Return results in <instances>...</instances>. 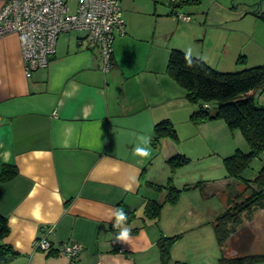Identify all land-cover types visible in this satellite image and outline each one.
I'll use <instances>...</instances> for the list:
<instances>
[{
  "label": "crops",
  "instance_id": "1",
  "mask_svg": "<svg viewBox=\"0 0 264 264\" xmlns=\"http://www.w3.org/2000/svg\"><path fill=\"white\" fill-rule=\"evenodd\" d=\"M140 1L119 0L126 32L115 36L108 71L84 31L61 34L49 65L30 78L18 35L0 37V174L6 165L17 170L13 178L0 179V214L10 228L0 245L18 253L7 264H160L159 238L182 232L187 221L179 219L181 202L166 204L158 219L141 213L148 200L164 201L166 191L157 192L150 183H162L157 170L167 175V159L184 148L180 139L168 137L153 145L156 124L169 119L174 127L183 122L189 128L198 109L167 72L170 50L179 48L220 71L262 65L264 26L249 35L236 22L251 12L244 7L243 14L215 24L214 32L207 25L182 24L187 20L176 16L172 1L164 13L157 4L167 0H154L149 9L140 8ZM159 23L168 29L159 31ZM182 28L200 30L192 38H173ZM240 55L245 61L238 63ZM223 124L206 121L192 132L223 129ZM137 147L147 148L150 156L136 155ZM192 184L184 180L177 187ZM193 190L184 191L183 203L192 202L194 195L187 193ZM118 209L127 215L119 227ZM122 228L130 230L126 242L117 240ZM41 236L54 244L51 252L34 248ZM61 242H79L83 250L71 259L58 253ZM191 244L192 254L208 248ZM180 254L174 245L172 261L190 264Z\"/></svg>",
  "mask_w": 264,
  "mask_h": 264
},
{
  "label": "trees",
  "instance_id": "2",
  "mask_svg": "<svg viewBox=\"0 0 264 264\" xmlns=\"http://www.w3.org/2000/svg\"><path fill=\"white\" fill-rule=\"evenodd\" d=\"M200 2L201 0H180L178 3L171 2V4L175 10L186 3ZM251 13L264 20V11L258 9ZM244 61L245 56L240 55L238 63ZM167 72L186 90L188 101L198 105V109L190 115L191 122L201 124L221 119L229 129H240L250 146L248 151L238 148L233 154L223 159L228 181L226 186H229V181L238 179L244 184V188L239 192L236 191L233 196L230 195V190L226 191L225 207L214 218L213 228L220 248L218 264H246L249 261L264 258V254L248 253L250 243L254 239L253 232L237 229L243 222V213L264 208V158L254 178H246L242 174L252 161L264 152V105L257 103L255 99V93L258 90H264V64L236 71H220L200 57L190 55L179 48H172L169 53ZM166 137L175 143L179 141L177 131L169 119L156 124L153 145L158 147L161 139ZM188 160V157L182 153L167 159L171 173L167 184L163 186L150 183L158 190H165L166 197L164 201L148 200L146 202L144 212L147 217L158 219L162 207L166 203H177L184 190L201 188L200 182L179 188L171 181L175 171L187 164ZM16 174L17 170L14 166L6 165L2 169L0 179L8 180ZM204 196L207 195L204 194ZM9 231L7 218L0 214V240L5 238ZM232 235H238V238L231 239ZM180 237L181 235L177 234L159 238L160 264H188L171 259V249ZM229 239H231V245L228 247ZM230 247L236 251L235 254H228ZM17 255L18 253L10 245H0V264H7Z\"/></svg>",
  "mask_w": 264,
  "mask_h": 264
},
{
  "label": "rangeland",
  "instance_id": "3",
  "mask_svg": "<svg viewBox=\"0 0 264 264\" xmlns=\"http://www.w3.org/2000/svg\"><path fill=\"white\" fill-rule=\"evenodd\" d=\"M153 1L154 0H142L140 1V4L142 3V5L139 7L149 9L151 2ZM170 1L171 0H167L166 3L158 2L157 5L160 8L161 6H164V10L162 11L163 13L166 10L165 7L169 8L168 2ZM179 1L180 0H177L175 3H178ZM68 2L70 11L74 12L76 9V0H70ZM244 7H246V9H251V11L258 10L261 7V9H263L262 11H264V0H201L198 4L186 3L177 7L176 16L178 12H183L190 15L192 19L189 22L184 21L182 24L197 26L203 25L204 28L205 25H207L210 31L213 30L216 32L217 28L214 26L215 24L220 22L222 19L225 21L227 19L231 20V18L239 12L243 14L245 12V10H242ZM233 21H230V23L232 24ZM260 21L264 22L263 19L250 12L241 17V19H238L236 22H238L248 34L250 33L249 35H253L258 30V26H264V24L260 25ZM160 25L161 24L159 23L157 28L159 31L168 29L167 24L163 28ZM209 25L212 26L209 27ZM198 30L182 28V30H180L181 32L173 35V38H192L191 33H196ZM261 95L264 97V90L261 93H258L255 97L257 103L260 104L264 103V99L260 97ZM215 120L224 122L221 119ZM191 124L193 125L189 128L188 125L185 127L183 122H179L177 125V127H180L181 131H183L180 134L181 137L178 134L180 139L179 145L184 146L182 154L188 157L189 160L187 164L179 167L175 171L171 181L175 186H177L178 183H182L184 180H188L191 183L200 182L202 186L200 189L189 191L187 193L189 194L187 196L190 197L194 195L191 203H188L187 201H184L183 203V197H185V195L182 194L185 190L180 195L179 200L182 201L178 200L177 202L178 204L181 202L179 206H182L179 211V219L180 221L187 222L182 224V228H180V231L182 232H180L179 235L184 237H182V240H180V237L174 245H176L177 250L181 253L180 255H186V257H188L187 259L190 260V262L188 260L190 264H218L220 248L217 244L213 228V217L224 209V202L227 195L226 191L230 190V195L233 196L236 194V191L239 192L244 188V184L238 179L229 181V186H226L228 181L225 179L226 170L223 164V159L227 155L233 154L238 148L242 151H248L250 146L240 129L231 130L226 123L223 124V129L217 125H213V129L211 128L210 131L198 130L194 133L192 131L198 124H194L193 122H191ZM191 143L196 144L193 151L190 150ZM210 147L211 150L209 149ZM212 147L214 148L212 149ZM262 158H264V152L261 153L260 157L255 158L251 165L243 171V176L246 178H254L262 165ZM157 173L159 175L162 173V176L160 177L162 183H160V185H166L169 180L168 178L171 175L170 167L167 175L164 174L162 168H159ZM160 191L162 190H157V192ZM204 194L207 195V197H205ZM141 213L145 215L144 208L141 210ZM242 221V224L239 225L237 229L239 231L247 229L253 232L254 235V239H252V242L250 243L248 253L263 255L264 208L256 209L251 213H243ZM234 237L238 238V235H232L231 239ZM231 239H229L228 247L231 245ZM196 241L197 243L205 244L208 248L204 249L202 252H195L192 254V251L189 249H191V243ZM235 252L236 251L230 247L228 254L232 255L235 254ZM246 264H264V258L252 260Z\"/></svg>",
  "mask_w": 264,
  "mask_h": 264
},
{
  "label": "built area",
  "instance_id": "4",
  "mask_svg": "<svg viewBox=\"0 0 264 264\" xmlns=\"http://www.w3.org/2000/svg\"><path fill=\"white\" fill-rule=\"evenodd\" d=\"M2 1L0 37L12 32L18 35L28 78L34 71L49 65L56 54L60 35L75 30L84 31L88 45L99 49L103 70L108 71L112 67L115 36L126 32L119 0H76L74 12L70 11L68 0ZM178 15L181 19L190 20L188 14L179 12ZM53 247L46 236L34 242V248L44 252H51ZM57 248L58 253L71 259L83 250L79 242H61Z\"/></svg>",
  "mask_w": 264,
  "mask_h": 264
},
{
  "label": "clouds",
  "instance_id": "5",
  "mask_svg": "<svg viewBox=\"0 0 264 264\" xmlns=\"http://www.w3.org/2000/svg\"><path fill=\"white\" fill-rule=\"evenodd\" d=\"M141 140L145 144H148L150 142V138L141 137ZM135 154L141 157L150 156V152L148 151V149L141 148V147H137L135 149ZM115 215H116V225L115 226L117 227L121 226L127 220V215L122 209H118ZM129 232L130 230L128 228H122V230L120 231L117 237V240L121 242L128 241L130 239Z\"/></svg>",
  "mask_w": 264,
  "mask_h": 264
}]
</instances>
